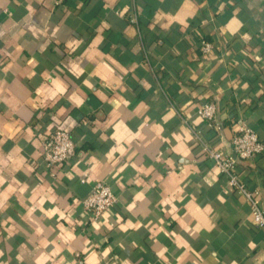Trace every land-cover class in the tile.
Segmentation results:
<instances>
[{
  "label": "crops",
  "instance_id": "obj_1",
  "mask_svg": "<svg viewBox=\"0 0 264 264\" xmlns=\"http://www.w3.org/2000/svg\"><path fill=\"white\" fill-rule=\"evenodd\" d=\"M240 120L264 141V0H0V264H264L194 132L228 150ZM55 128L77 152L50 167ZM238 171L264 208V152ZM98 181L118 201L93 219Z\"/></svg>",
  "mask_w": 264,
  "mask_h": 264
},
{
  "label": "built area",
  "instance_id": "obj_2",
  "mask_svg": "<svg viewBox=\"0 0 264 264\" xmlns=\"http://www.w3.org/2000/svg\"><path fill=\"white\" fill-rule=\"evenodd\" d=\"M64 0H58L62 2ZM135 21V19H133ZM201 50L210 53L213 44L208 40H201ZM198 115L210 127L218 130L222 129L218 121V106L215 102H205L198 109ZM238 132L230 141L228 150L209 146L201 137L198 130H194L196 138L204 146V150L214 160L220 171L226 176L228 184L233 189L245 197L249 204L254 224L264 231V208L260 204L255 190L249 188L240 176L238 166L246 160L255 158L264 152V141L257 132L244 121H238ZM195 129V128H194ZM43 139V159L46 164L52 166H62L67 164L77 152V146L70 132L61 128H55L44 134ZM118 201L112 185L108 182H95L92 191L82 200L84 210L88 211L93 219H98L102 214L114 207ZM264 254V250H263Z\"/></svg>",
  "mask_w": 264,
  "mask_h": 264
}]
</instances>
